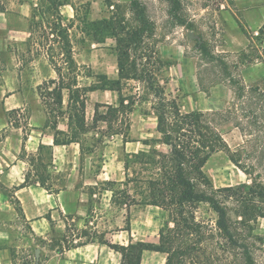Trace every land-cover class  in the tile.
Instances as JSON below:
<instances>
[{"label":"rangeland","instance_id":"1","mask_svg":"<svg viewBox=\"0 0 264 264\" xmlns=\"http://www.w3.org/2000/svg\"><path fill=\"white\" fill-rule=\"evenodd\" d=\"M67 1L69 4L60 5L58 10L65 18L62 24H71L70 45L66 41V31H60V39H64V43L61 41L58 44V37L51 35L49 25L56 22L52 10L40 7V10H34L33 19L30 15L28 18L22 16L23 11L29 10L31 14L39 0H0V11H4L8 26L17 29L13 33L0 31V45L4 46L0 49V105L13 101L15 107L6 113L15 124L26 126L29 107L40 103L45 110L46 104H49L48 110H51L46 114L49 129L53 130L54 125H57L58 128H64L69 136L74 131L78 132L76 139L82 143L85 151H93L92 155L97 159L95 169L104 158L101 155L107 154L109 157L108 171L112 177L103 183L102 188L113 192L108 193L107 200H103L101 205L96 204L89 217L93 223L88 224V227L75 226L68 220L66 230L61 234L64 235L62 239L65 246L74 244L73 241H88L95 236L100 238L105 231L108 232L105 240L110 243L117 241L119 243L115 244L126 245L143 241L156 244L161 232L165 233L174 227L176 215L172 206L162 209L145 203L148 198L146 180L152 178L156 171L152 168V148L169 149L168 146H158L153 139L156 133L152 131V106L156 99L148 88V82L142 79L144 77L120 79L117 76L113 34L118 30L129 32L138 26L131 10V0ZM141 2L151 23V33L144 38L140 47L146 57L132 56L124 65L128 77L134 76V73L154 76L163 87L166 97L174 98L182 113L223 109L232 97L229 84L208 82L205 84L206 90L198 84L197 66L202 64L195 41L198 35L211 49L229 52L232 59L240 63L241 75L246 84L257 83L264 89V42L260 40L264 39V28L257 33V27H248L240 12L234 8V0ZM236 34L241 36L243 42L237 41ZM70 55L71 61H67ZM132 58L136 72L129 64ZM251 64L252 69L243 76L242 70ZM206 68L205 71H208L210 64H202L201 69ZM103 75H106L107 80H118L121 97L128 100L122 112L113 118L111 128L102 120L107 108L97 106L94 112V107L97 103L108 104L97 100L110 102L116 93L103 92L101 89L93 93L85 90L93 84L103 86ZM98 79L104 81L100 83ZM50 80L54 83H49ZM56 85L62 86L61 102L47 94L44 98L40 96L44 91L42 88L38 90V86L49 87L50 90ZM68 86L71 89H67ZM75 87L84 90L80 91L76 109H71L73 103L69 98V90ZM20 101L24 107L16 105ZM1 110L4 111L3 108ZM82 119L87 123V128H75L76 122L79 124ZM129 127L131 133L128 136L139 141L135 148L144 151L135 158H129L121 146V135L127 136ZM222 132L227 145L210 154L202 167L208 183L204 179L203 184H197V188L208 193L226 186L243 190L261 186L264 189V171L260 175L246 174L230 159V151L242 141L239 130L228 124L222 127ZM3 134L1 131L0 139ZM59 137L67 136L60 134ZM123 160L128 164V178L124 177ZM0 191L7 194H0V264H46L47 259L56 255L58 245L62 247L58 240L60 236L49 234L43 238L32 233L21 216L18 204L11 198V189L0 184ZM216 195L227 209L232 228L247 238L255 264H264V216H254L244 226L239 223L241 217L238 216L244 204L224 198V192ZM6 197L11 199L10 203L5 200ZM253 202L252 205L249 203V213L258 207L264 212V199H255ZM186 216L212 228L213 236L207 242H211L213 248H216L217 240L225 242L216 234V214L207 202L194 203ZM126 228L131 233L130 237L126 231L121 232ZM96 230L103 233L100 235ZM188 237L191 244L196 241L195 235ZM38 249H42V252H38ZM211 251V245L201 246L193 257L198 262L206 260L208 264H242L239 251L234 248L227 247L224 253L216 249L210 256ZM164 261L165 253L149 252L145 258V264H164Z\"/></svg>","mask_w":264,"mask_h":264},{"label":"trees","instance_id":"2","mask_svg":"<svg viewBox=\"0 0 264 264\" xmlns=\"http://www.w3.org/2000/svg\"><path fill=\"white\" fill-rule=\"evenodd\" d=\"M64 4H69V2L67 0H39L32 9L31 18L35 17L34 10L38 8L40 10V7L48 11L52 10L53 14L56 15V22L49 25L52 30L51 35L54 36L55 34L58 37L56 40L58 44L61 41L64 43V39H60V31H66V41L70 45L69 31L71 24H62V20L65 18L58 10L59 6ZM130 6L138 26L129 32L118 30L116 34H113L117 76L120 79H141L144 77L142 79L148 82V88L156 99L152 110L156 118V130L160 134L158 141L166 144L169 149L167 152H163L152 148V168L156 171L152 178L146 180L148 191L146 197L148 198L145 203L156 205L162 209L172 206L176 217L173 222L174 227L168 229L165 233L161 232L156 244L143 241L129 242L126 245L105 243L109 248L120 254V264H139L143 250L165 253L164 264H208L206 260L202 261L203 263L198 262L194 259L193 254L198 247H208L209 245L213 250L210 256L216 252V249L222 250V253H224L227 247L234 248L239 251L242 264H255L247 238L241 236L232 228L227 209L216 193L224 192V198H232L234 201L244 204V209L238 212V216L241 217L239 223L245 226L248 219H252L257 215L264 216L263 210L259 207L256 210L253 209V213H249L250 209H248L250 208L249 203L254 204L253 200L264 199V189L261 186L248 187L247 190L226 186L208 193L198 189L197 184H203L204 179L206 182L202 167L210 154L226 147L222 127L228 124H232L233 127L239 130L242 140L234 150L230 151L231 161L246 174L260 175L264 171V89L257 83L246 84L241 75L240 63L232 59L229 52H218L211 49L209 44L197 35L195 41L196 48L200 53V62L210 64L208 71H205L207 68L201 69L202 64L197 66V80L200 88L205 87L204 90H206L207 86L205 84L208 82H226L230 86L232 97L223 109L194 110L182 113L176 100L166 97L163 87L154 76H144L143 73H134V76L131 77L127 76L124 65H127L129 58L132 56L146 57L140 47L144 38L151 33V23L141 0H131ZM84 31L88 33L86 30ZM53 42H55V39ZM67 61H71V55L67 58ZM134 63L132 58L129 64L133 66L136 72ZM55 72L59 73L56 69ZM103 78L105 81L102 79L97 80L100 83L104 81L103 86L93 84L85 90L89 92L102 89L117 93L119 99L117 105L97 103L94 107V112L97 111V106L107 108L102 120L108 128H111L113 118H117V114L122 112L121 110L128 100L121 97L118 80H107L106 75H103ZM49 83H54V81L50 80ZM61 84L63 85V81H61ZM41 88L44 94L40 93V96L44 98L47 94L52 99L57 98L61 102L62 86L56 85L50 90H48L49 87L38 86V90ZM67 89H71V86H68ZM83 90V88L78 87L69 90V98L73 103L71 109H76L80 91ZM47 105L49 104H46L45 107L46 114L51 110V108L48 110L49 106ZM73 116L77 117V115ZM75 128L83 130L87 128V123L82 119L79 124L76 122ZM52 129L54 143L64 144L69 141H78L76 139L78 136L76 133L78 132L76 131L69 136L57 125H54ZM113 133L119 132L114 131ZM60 134L67 137L61 138L59 137ZM143 153L144 151H139L131 156L126 155L129 158H135L138 154ZM124 167L126 169L125 177L128 178L126 160H124ZM201 201L207 202L216 214V234H218L219 239L225 241L219 242L217 240L215 242L216 248H213L211 242H207L213 236L212 228L186 216L190 207ZM126 230L128 229L126 228ZM189 235L196 236V241L193 244L188 241L190 239Z\"/></svg>","mask_w":264,"mask_h":264},{"label":"crops","instance_id":"3","mask_svg":"<svg viewBox=\"0 0 264 264\" xmlns=\"http://www.w3.org/2000/svg\"><path fill=\"white\" fill-rule=\"evenodd\" d=\"M234 8L240 12L248 27H257V33L264 28V0H234ZM21 14L25 18L30 15L31 18L32 11L31 14L29 10ZM2 30L17 32V29L8 26L4 11H0V31ZM27 35L26 30V37ZM236 37L237 41L243 42L239 34H236ZM260 40L264 42V39ZM3 47L0 45V49ZM252 66L253 64L242 70L243 76L252 69ZM115 95L110 102L99 99L97 101L117 105L119 99L117 93ZM13 105V101L9 104L3 102L0 105V132H4L0 139V184L4 188L11 189V198L18 204L21 216L32 233L43 238L49 234L60 236L58 240L62 243V247L58 245L56 255L47 259L46 264H120V254L105 243L107 231L103 233L96 230L100 235L103 233L100 238L95 236L88 241H73L74 245L69 246H65L62 239L64 235H61L66 230L68 220L79 227L86 228L88 224H92L93 221L89 217L94 207L97 203L101 205L103 200H107L108 193H112L110 189L102 188L103 183L112 177L108 171L107 154L101 155L104 158L95 169L94 163L97 159L93 157V151H85L80 141L54 143L53 131L47 125L46 112L40 103L29 107L26 116L27 127L15 124L6 113L15 107ZM16 105L24 107L21 101ZM152 119V131L156 133L153 138L155 143L158 146H167L158 141L160 136H157L159 133L156 130V118L153 113ZM59 129L65 131L64 128ZM130 133L131 127L127 136L121 135L120 138L122 151L129 156L143 151L135 148L139 141L134 140L133 136L129 137ZM159 150L168 151V149ZM123 169L125 177L124 160ZM0 194L7 196L2 191ZM5 200L11 202L7 197ZM123 231H126L128 237L131 236L128 230H121ZM112 243L119 242L112 241ZM37 251L41 253L42 249ZM149 252L163 254L158 251L143 250L139 264L147 262L145 258Z\"/></svg>","mask_w":264,"mask_h":264}]
</instances>
